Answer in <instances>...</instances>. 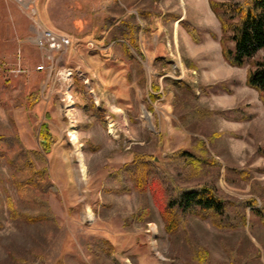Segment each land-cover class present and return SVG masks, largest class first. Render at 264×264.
Listing matches in <instances>:
<instances>
[{
	"label": "rangeland",
	"instance_id": "obj_1",
	"mask_svg": "<svg viewBox=\"0 0 264 264\" xmlns=\"http://www.w3.org/2000/svg\"><path fill=\"white\" fill-rule=\"evenodd\" d=\"M35 7L32 16L16 0H0V264H264V224L253 208L241 229L187 215L170 233L159 188L127 191L130 179L118 177L136 153L174 174L167 154L206 158L205 150L222 197L264 205V103L246 84L250 63L224 60L208 0H35ZM127 23L139 33V51L119 31ZM38 27L71 40L50 73L35 70L45 55ZM29 160L46 176L21 193L16 181L31 177L23 170ZM7 198L20 214L50 213L54 221L14 220Z\"/></svg>",
	"mask_w": 264,
	"mask_h": 264
},
{
	"label": "trees",
	"instance_id": "obj_2",
	"mask_svg": "<svg viewBox=\"0 0 264 264\" xmlns=\"http://www.w3.org/2000/svg\"><path fill=\"white\" fill-rule=\"evenodd\" d=\"M208 2L220 24L219 42L224 60L236 68L250 63L251 68L247 73L246 84L258 92L264 103V61L256 60V56L264 50V0H227L225 2L208 0ZM183 27L193 40L199 41L197 31L190 24H185ZM122 29L119 31L124 39L136 51H139V33L133 23H127ZM51 139L47 125H43L40 140L45 153H48L51 148ZM204 152L206 158L198 157L186 150L167 154L163 162L166 168H173L174 174L157 167L156 157L136 153L133 162L124 166L118 172V177H121L120 181L124 179L123 177L130 179V187L122 183L123 189L127 191L134 190L142 193L159 188L162 192L163 217L166 220V229L170 233L180 227L183 218L187 215H196L210 220L219 230L241 229L246 225V209L250 207L264 224V205L255 208L253 201H235L219 194L215 179L206 171L209 167H204H212L216 162L208 157L207 151L204 150ZM24 169L29 171L31 177L16 181L18 190L23 193L28 186L41 187V178L46 176V170L37 169L32 160L24 165ZM20 170L22 167L19 168ZM204 175L206 177L203 181L188 184L198 176ZM182 183L185 184L182 185ZM7 209L14 220L21 219L28 223L43 219L54 221L50 213L37 219L20 214L11 198H7ZM2 228L3 224L0 222V230Z\"/></svg>",
	"mask_w": 264,
	"mask_h": 264
},
{
	"label": "built area",
	"instance_id": "obj_3",
	"mask_svg": "<svg viewBox=\"0 0 264 264\" xmlns=\"http://www.w3.org/2000/svg\"><path fill=\"white\" fill-rule=\"evenodd\" d=\"M18 5L32 16H36L35 0H16ZM35 43L39 49L45 52L43 60L36 67L37 72H52L55 62L54 54L64 53L71 46V40L67 35L56 33L52 30L37 28ZM72 73H69V77Z\"/></svg>",
	"mask_w": 264,
	"mask_h": 264
},
{
	"label": "bare ground",
	"instance_id": "obj_4",
	"mask_svg": "<svg viewBox=\"0 0 264 264\" xmlns=\"http://www.w3.org/2000/svg\"><path fill=\"white\" fill-rule=\"evenodd\" d=\"M221 69H222V68H221ZM219 70H220V69H219ZM110 133H113V128L110 129ZM70 135H71V138H72L73 140L76 139L74 129H71V131H70ZM81 170H82V172L84 173V171H85V166H84L83 163H81Z\"/></svg>",
	"mask_w": 264,
	"mask_h": 264
},
{
	"label": "crops",
	"instance_id": "obj_5",
	"mask_svg": "<svg viewBox=\"0 0 264 264\" xmlns=\"http://www.w3.org/2000/svg\"><path fill=\"white\" fill-rule=\"evenodd\" d=\"M127 57H128V59H131V56H130L129 54H128V56H127ZM41 73H43V72H41Z\"/></svg>",
	"mask_w": 264,
	"mask_h": 264
}]
</instances>
